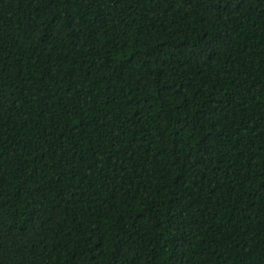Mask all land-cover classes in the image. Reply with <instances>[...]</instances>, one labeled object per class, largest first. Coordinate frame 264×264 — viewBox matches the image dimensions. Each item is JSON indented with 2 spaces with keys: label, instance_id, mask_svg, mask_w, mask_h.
Masks as SVG:
<instances>
[{
  "label": "trees",
  "instance_id": "16d2710c",
  "mask_svg": "<svg viewBox=\"0 0 264 264\" xmlns=\"http://www.w3.org/2000/svg\"><path fill=\"white\" fill-rule=\"evenodd\" d=\"M0 264H264V0H0Z\"/></svg>",
  "mask_w": 264,
  "mask_h": 264
}]
</instances>
